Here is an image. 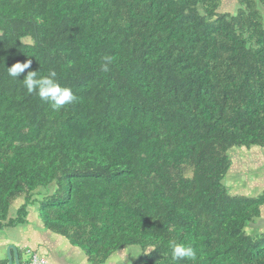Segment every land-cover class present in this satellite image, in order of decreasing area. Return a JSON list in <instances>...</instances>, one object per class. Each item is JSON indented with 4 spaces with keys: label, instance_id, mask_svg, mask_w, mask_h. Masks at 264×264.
Returning a JSON list of instances; mask_svg holds the SVG:
<instances>
[{
    "label": "trees",
    "instance_id": "16d2710c",
    "mask_svg": "<svg viewBox=\"0 0 264 264\" xmlns=\"http://www.w3.org/2000/svg\"><path fill=\"white\" fill-rule=\"evenodd\" d=\"M225 1L0 0V232L37 206L90 264L129 247L192 264L171 241L195 264H264V189L235 166L264 148V0ZM29 60L21 80L56 71L76 100L53 110L8 76Z\"/></svg>",
    "mask_w": 264,
    "mask_h": 264
},
{
    "label": "rangeland",
    "instance_id": "374dc122",
    "mask_svg": "<svg viewBox=\"0 0 264 264\" xmlns=\"http://www.w3.org/2000/svg\"><path fill=\"white\" fill-rule=\"evenodd\" d=\"M227 1L229 2V0ZM223 9L231 10L230 6L225 4ZM233 151H235L234 154ZM241 151L242 156L239 158V161L235 160V166L237 169L244 168L242 172L244 175L239 177L236 186L242 188L245 185L249 189H252V191H256V193L248 191L251 192L252 195L261 194L264 189V148L253 147L251 150L241 149ZM236 152H240V150H232L230 155H236ZM262 183L263 186L257 187ZM22 203V200L17 201L13 205L11 213L15 214L17 209L22 206ZM31 214L27 218L28 222L26 225L0 232V262L7 261V250L10 246H14L21 252L27 250L25 256L29 255L28 257H32V260L36 257L38 260H44L46 264H90L86 255L81 251V254L76 256V259L71 260V245L65 238L54 236L47 231H43V233L40 231L39 223L42 224V221L35 220L36 217H38L37 206L31 209ZM57 239L59 240L57 241ZM37 248L42 255L47 256L49 259H44L43 256L40 255V252L36 251ZM140 252V249L137 247L126 248L120 251L116 256L114 255L106 264H133L140 256ZM24 261L26 262V259Z\"/></svg>",
    "mask_w": 264,
    "mask_h": 264
},
{
    "label": "clouds",
    "instance_id": "9594fccd",
    "mask_svg": "<svg viewBox=\"0 0 264 264\" xmlns=\"http://www.w3.org/2000/svg\"><path fill=\"white\" fill-rule=\"evenodd\" d=\"M104 60L105 64L103 65V69L107 71L110 58L104 57ZM30 66V60L24 63L17 62L11 67H7V74L13 79L20 80L29 94L35 93L41 100L47 102L53 110H60L76 100L72 89L61 86L58 82L56 71H49L47 75H40L37 71H29L21 80V75L25 73V70L29 69ZM168 254L174 262L187 260L195 264L197 260L196 249L191 244H185L183 242H169Z\"/></svg>",
    "mask_w": 264,
    "mask_h": 264
},
{
    "label": "crops",
    "instance_id": "0c3cea01",
    "mask_svg": "<svg viewBox=\"0 0 264 264\" xmlns=\"http://www.w3.org/2000/svg\"><path fill=\"white\" fill-rule=\"evenodd\" d=\"M232 1H230V2H227V1H225V5H229V6H231L232 5V3H231ZM261 8V7H260ZM261 10H262V12L264 13V9L263 8H261ZM259 186H262V184H259ZM254 228L253 229H260V230H262V231H264V207H263V209H262V215H261V219H260V221L255 225V226H253ZM251 233H255V230H251ZM59 239H57V241H58ZM38 244H40V243H38ZM70 250H71V256H72V259L71 260H73V259H76V256H79L80 254H81V252H80V250L79 249H76V248H73L72 246H71V248H70ZM36 251H38V252H40L39 251V249L37 248V250ZM40 255H42L41 254V252H40ZM43 256V258L44 259H46V258H48L47 256H45V255H42ZM49 259V258H48ZM112 259V258H111ZM110 259V260H111ZM8 260V259H7ZM110 260H108V262L110 261ZM83 261L85 262V260H84V258H83ZM53 263V262H52ZM54 264V263H53Z\"/></svg>",
    "mask_w": 264,
    "mask_h": 264
},
{
    "label": "water",
    "instance_id": "95a60500",
    "mask_svg": "<svg viewBox=\"0 0 264 264\" xmlns=\"http://www.w3.org/2000/svg\"><path fill=\"white\" fill-rule=\"evenodd\" d=\"M8 253V263L7 264H21L19 259L18 249L14 246H10L7 250Z\"/></svg>",
    "mask_w": 264,
    "mask_h": 264
},
{
    "label": "built area",
    "instance_id": "2783aa9c",
    "mask_svg": "<svg viewBox=\"0 0 264 264\" xmlns=\"http://www.w3.org/2000/svg\"><path fill=\"white\" fill-rule=\"evenodd\" d=\"M32 263L33 264H46V262L44 260H38L36 257L33 258V262Z\"/></svg>",
    "mask_w": 264,
    "mask_h": 264
}]
</instances>
